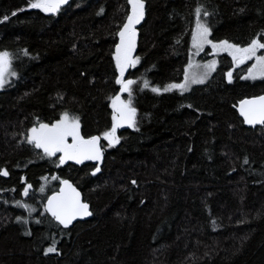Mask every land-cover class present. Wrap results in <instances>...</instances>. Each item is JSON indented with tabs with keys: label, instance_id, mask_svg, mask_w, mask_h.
Returning a JSON list of instances; mask_svg holds the SVG:
<instances>
[{
	"label": "trees",
	"instance_id": "16d2710c",
	"mask_svg": "<svg viewBox=\"0 0 264 264\" xmlns=\"http://www.w3.org/2000/svg\"><path fill=\"white\" fill-rule=\"evenodd\" d=\"M28 4L0 0V52L15 73L0 88V264H264V125L246 127L235 110L264 93V78L236 70L229 82L220 53L203 83L163 91L184 78L197 9L212 44L247 47L264 42V0H144L139 62L123 77L137 82L135 123L117 128L99 171L61 164L27 135L65 112L84 138L111 129L127 0H70L55 14ZM64 178L92 213L67 228L42 210Z\"/></svg>",
	"mask_w": 264,
	"mask_h": 264
},
{
	"label": "snow or ice",
	"instance_id": "6c2138e0",
	"mask_svg": "<svg viewBox=\"0 0 264 264\" xmlns=\"http://www.w3.org/2000/svg\"><path fill=\"white\" fill-rule=\"evenodd\" d=\"M67 0H29L28 6L33 9H39L45 13L55 14ZM131 6V12L126 17V22L123 24L120 31L117 33L120 37V42L116 45V54L114 59L116 67L120 73L116 83L121 85V92L129 93L131 96V86L136 83L134 80H124V72L128 67H135L139 62V58H133L132 52L136 44V29L135 25L139 24L144 17V0H127ZM200 9H197V15L200 14ZM15 14V13H13ZM204 15H208L207 12ZM7 19V17H5ZM209 28L204 24L197 23L196 31L193 32V46L197 49H202L205 43L212 44L208 39ZM214 50L219 49L228 51L232 56L234 63L237 65L243 64L246 60L256 59L248 69V76L244 78L256 79L258 77L264 78V55L257 56L258 49H264V42L259 39H253L247 47H239L221 41L219 44H212ZM216 62L212 61L210 64L204 65L208 72L215 70ZM191 62L189 67H191ZM204 73V76L208 74ZM6 73H10V54L8 52H0V86L5 83ZM229 82H231L232 73H227ZM188 69H185V84H173L165 87L163 91H170L173 88L187 90L188 83ZM191 83H203V76L193 74ZM148 82H144V87H148ZM153 92L161 91L158 88H152ZM113 107V124L109 131L103 134V139L107 140L109 146L118 143L116 137V130L118 127L127 124L132 127L135 123L136 109L131 107L130 101L125 102L117 95L112 99ZM240 114L244 117V121L250 125L262 124L264 125V96L253 100L241 101ZM71 138V143L68 138ZM100 137L93 136L85 139L80 134V123L78 117H72L65 112L60 116V119L53 124L40 123L39 128L33 127L29 130L27 142L34 144L38 149H43L46 156L52 157L57 153H62L60 156V163L63 164L67 160H75L77 163H82L84 160H100L102 157V148L99 144ZM96 171H99L97 167ZM6 171L0 172V175H7ZM56 179V177H53ZM61 188L58 195H53L48 198L46 205V212L61 225L67 227L78 216H88L91 213L88 211V205L82 203L80 194L72 187L67 180H62ZM28 187H31L30 185ZM43 191V189H41ZM28 194V188L25 189L24 195ZM19 206L20 202H17ZM55 251V246L49 247L47 252Z\"/></svg>",
	"mask_w": 264,
	"mask_h": 264
},
{
	"label": "rangeland",
	"instance_id": "374dc122",
	"mask_svg": "<svg viewBox=\"0 0 264 264\" xmlns=\"http://www.w3.org/2000/svg\"><path fill=\"white\" fill-rule=\"evenodd\" d=\"M201 23V24H204L205 26H207V22L206 20L201 16V15H197L194 19V22L192 24V27H191V42H190V50H189V58H188V64H187V69H188V77H189V80H188V83H187V88H189L192 84H195V83H191V77L193 74L195 75H198V76H203V81L207 79V77L213 72V71H210L208 72V69H206L204 67V65H207V64H210L212 61H216V59L214 58L215 55L217 54H220V53H226L229 57H230V60L232 62V70H230L229 72H234L236 70H239V73H240V76L242 79H249V80H256V79H260V77L256 78V79H251V78H244V77H247L248 76V69L254 64L256 63V59L255 57H253L251 60H246L244 63L245 64V67L244 69H240V68H236L238 65H236L233 61V58L231 55H229V52L228 51H222V50H219V49H216L214 50L213 47H212V44H207L205 43L202 47V49H197L196 47L193 46V32L196 31V28H197V23ZM138 25V24H137ZM208 27V26H207ZM136 38H137V34H136ZM119 43V42H118ZM117 43V44H118ZM116 44V45H117ZM136 45V44H135ZM206 45H210V48L209 49V53H207L208 55H214L212 57H208V58H205L204 55H202L203 51H204V48ZM243 48V47H242ZM135 50V48H134ZM134 50L132 52V57H134ZM263 52L259 53V49L257 50V53L256 55L257 56H261V55H264V50H262ZM116 54V46H115V50H114V56ZM115 60V59H114ZM191 62V67H189V64ZM115 64H116V61H115ZM217 64V63H216ZM216 67V65H215ZM117 68V67H116ZM236 68V69H235ZM127 71V69L125 70V72ZM117 72H118V77L120 76V73L117 69ZM124 72V73H125ZM205 72H208V74L206 76H204V73ZM10 73H13L12 70H11V65H10ZM13 75L9 74V73H6V79H5V83L6 84L10 78H12ZM124 77V76H123ZM186 81H185V75H184V78L183 80L176 84V85H179V84H185ZM3 84V85H4ZM2 85V86H3ZM0 86V88L2 87ZM137 86V82L135 84H133L131 86L132 88V91L135 89V87ZM121 89V88H120ZM176 89H179V88H176ZM182 90V89H180ZM119 93L121 95H123V101H125L126 103L130 101V104H131V107H133L134 103L130 100V96H129V93L127 92H121V90H119ZM137 112V111H136ZM135 117H136V114H135ZM28 135H29V132H28ZM27 135V136H28ZM103 138V136H102ZM102 146L104 147L105 151L108 150L111 146H109V143L107 140L104 139V142L102 144ZM43 152V151H42ZM42 210H44V207L42 205Z\"/></svg>",
	"mask_w": 264,
	"mask_h": 264
},
{
	"label": "water",
	"instance_id": "95a60500",
	"mask_svg": "<svg viewBox=\"0 0 264 264\" xmlns=\"http://www.w3.org/2000/svg\"><path fill=\"white\" fill-rule=\"evenodd\" d=\"M69 1H70V0H67L66 3H64L63 5H61V7L65 6ZM127 4H128V2H127ZM61 7H60V8H61ZM130 12H131V6L128 4V14H130ZM47 14H52V13H47ZM135 28H136V25H135ZM261 96H264V93H261V94H258V95H254V96H250V97H244V98H241V99L237 102V104H236V106H235V110H236V112H237L238 117L241 118L243 124H244L246 127L254 128V127H256V126H260V125H262V124L250 125V124L245 123V121H244V117L240 114L241 101H244V100H253V99H256V98L261 97ZM125 127H128V125H127V124H124L123 126H121V127H119V128H125ZM94 136H97V135H94ZM91 137H93V136H91ZM91 137H88V138H85V139H89V138H91ZM98 137H99V136H98ZM99 144H100V146H101L100 141H99ZM101 148H102V147H101ZM41 150H43V149H41ZM61 155H62V153H60V156H61ZM60 156H59V158H60ZM103 156H104V149L102 148V157H101L100 160H84L82 163H84V162H86V161H91V162L95 163L97 167H100L101 164H102V162H103ZM70 161H71V160H67V161H65L64 163H68V162H70ZM82 163H77V162H76V164H82ZM62 180H67V181L69 182V184H71L72 187L76 189V191L80 194V200H81V202H82V203H85V204L88 205V211L91 213L90 205H89V203H88L87 201L84 200L82 192H81L80 189L75 185V183H74L73 181H71L70 179H68V178L61 179L60 182H59V185H58L57 189H56L55 191L51 192V193L46 197V199L44 200V204H43V207H44L45 212H46V205H47V203H48V198L51 197V196H53V195H58V194L60 193L61 188L64 187V185L61 184V181H62ZM46 213H47L50 217H52L50 213H48V212H46ZM91 215H92V213H91ZM91 215H88V216H78L75 220L72 221V223H74L75 221H78V220H79V221L86 220V219L90 218ZM52 218H53V217H52ZM53 219H54V218H53ZM54 221L57 222L55 219H54ZM57 223H58V222H57ZM72 223L69 224L67 227L71 226ZM58 224H59V223H58ZM59 225H60L61 227H64V226L61 225V224H59ZM67 227H64V228H67Z\"/></svg>",
	"mask_w": 264,
	"mask_h": 264
},
{
	"label": "flooded vegetation",
	"instance_id": "af4514ba",
	"mask_svg": "<svg viewBox=\"0 0 264 264\" xmlns=\"http://www.w3.org/2000/svg\"><path fill=\"white\" fill-rule=\"evenodd\" d=\"M136 26H137V25H136ZM135 29H136V28H135ZM119 42H120V37H119ZM117 95L120 96V99H121V100L124 99V98H123V95H121L119 92L117 93ZM117 95H116V96H117ZM68 142L71 143V138H70V137L68 138ZM103 142H104V139L101 137V139H100V143H101V147L104 149V147L102 146ZM40 150H41V149H40ZM41 151H43V150H41ZM104 153H105V149H104ZM55 156L57 157L58 160L60 159V158H59L60 153H57ZM86 162H88V161H86ZM90 162H91V161H90ZM68 163L76 164V161H75V160H71V161L68 162ZM92 163H93V162H92Z\"/></svg>",
	"mask_w": 264,
	"mask_h": 264
}]
</instances>
